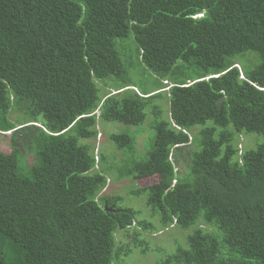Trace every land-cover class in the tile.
<instances>
[{
	"label": "trees",
	"instance_id": "1",
	"mask_svg": "<svg viewBox=\"0 0 264 264\" xmlns=\"http://www.w3.org/2000/svg\"><path fill=\"white\" fill-rule=\"evenodd\" d=\"M130 32L160 85L102 96L127 74L116 41ZM149 104L152 148L116 172L158 178L138 191L158 224L103 192L112 167L91 142L101 122L141 125ZM0 132V264H119L174 224L193 230L163 264H264V0H0ZM241 134L260 139L240 150ZM109 139L133 149L137 136Z\"/></svg>",
	"mask_w": 264,
	"mask_h": 264
},
{
	"label": "rangeland",
	"instance_id": "2",
	"mask_svg": "<svg viewBox=\"0 0 264 264\" xmlns=\"http://www.w3.org/2000/svg\"><path fill=\"white\" fill-rule=\"evenodd\" d=\"M117 49L123 60V65L127 71V74L122 77H110L106 81L109 85H103L101 88V95L104 96L108 91L113 90L119 85H122L126 81L131 84H136L144 89H154L159 87L161 78L150 70L143 62L141 56V48L137 42L133 32L122 39L116 41ZM253 60V61H251ZM260 53L250 50L244 55L243 62L247 68H253L261 63ZM199 67L197 65L182 64L180 66V75L182 77H191L196 75ZM103 80L99 81V84L103 83ZM167 83V82H164ZM169 82L165 85H171ZM113 88V89H111ZM168 89V88H166ZM115 93V91H113ZM155 104H159L163 110L162 117L168 119L170 116V99L167 92H163L162 96L154 100ZM147 117L145 121L139 126H131L120 122H101L98 126L99 131L102 134L98 138L91 142L95 145L96 151L104 152L107 157V162H110L112 167V173L108 175L109 180L107 187L103 190L108 195H117L122 200L123 205L134 207L139 211L140 219H147L158 224V218L153 217L150 208L146 204L147 193H138L140 189L155 183L157 177H148L134 179L131 176L124 175L118 179L117 169L123 167L128 163L139 161L147 157L148 152L152 148L154 140L156 138L155 121L156 118L152 112V104H149L146 108ZM18 116L17 112L11 114V118L14 120ZM25 115L20 119L23 121ZM114 132H128L137 136V140L133 149L118 148L109 139V135ZM260 137L253 134H241L238 141V147L240 150L245 148L255 147ZM0 148L5 153L12 151L11 147V134L7 132H0ZM184 153V151H183ZM115 155V156H113ZM188 163L181 161V165H178V172L187 173ZM186 165V166H185ZM189 172V170H188ZM200 226L205 227V225ZM136 228V227H135ZM135 230V229H134ZM193 228L188 230L182 229L175 224L167 229H163L158 233H151L141 230L143 232L142 239H145V243L140 245H133L129 255H125L119 264H163L169 254L173 253L178 247L188 246V234L192 232ZM131 235L133 232H130ZM185 234L187 238H185ZM125 232L119 234L120 244L130 243L131 235L125 236Z\"/></svg>",
	"mask_w": 264,
	"mask_h": 264
},
{
	"label": "built area",
	"instance_id": "3",
	"mask_svg": "<svg viewBox=\"0 0 264 264\" xmlns=\"http://www.w3.org/2000/svg\"><path fill=\"white\" fill-rule=\"evenodd\" d=\"M175 182V181H174Z\"/></svg>",
	"mask_w": 264,
	"mask_h": 264
},
{
	"label": "water",
	"instance_id": "4",
	"mask_svg": "<svg viewBox=\"0 0 264 264\" xmlns=\"http://www.w3.org/2000/svg\"><path fill=\"white\" fill-rule=\"evenodd\" d=\"M116 93V92H115Z\"/></svg>",
	"mask_w": 264,
	"mask_h": 264
}]
</instances>
